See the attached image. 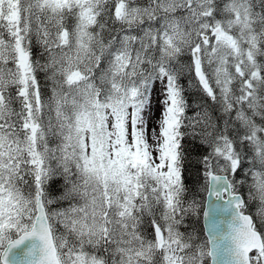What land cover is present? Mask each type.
I'll use <instances>...</instances> for the list:
<instances>
[{
  "label": "snow or ice",
  "instance_id": "obj_1",
  "mask_svg": "<svg viewBox=\"0 0 264 264\" xmlns=\"http://www.w3.org/2000/svg\"><path fill=\"white\" fill-rule=\"evenodd\" d=\"M0 264H264V0H0Z\"/></svg>",
  "mask_w": 264,
  "mask_h": 264
},
{
  "label": "trees",
  "instance_id": "obj_2",
  "mask_svg": "<svg viewBox=\"0 0 264 264\" xmlns=\"http://www.w3.org/2000/svg\"><path fill=\"white\" fill-rule=\"evenodd\" d=\"M188 177H189V183L192 184V185H196L200 181V177L196 174L195 170L191 171L188 174ZM196 227H198V228L202 227L201 220H200V223L196 225Z\"/></svg>",
  "mask_w": 264,
  "mask_h": 264
},
{
  "label": "water",
  "instance_id": "obj_3",
  "mask_svg": "<svg viewBox=\"0 0 264 264\" xmlns=\"http://www.w3.org/2000/svg\"><path fill=\"white\" fill-rule=\"evenodd\" d=\"M201 225H203V219L201 218Z\"/></svg>",
  "mask_w": 264,
  "mask_h": 264
}]
</instances>
